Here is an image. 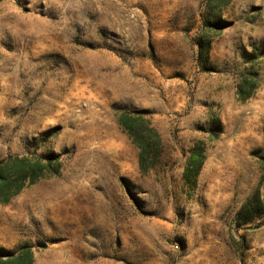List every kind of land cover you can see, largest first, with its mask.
<instances>
[{
  "label": "rangeland",
  "instance_id": "1",
  "mask_svg": "<svg viewBox=\"0 0 264 264\" xmlns=\"http://www.w3.org/2000/svg\"><path fill=\"white\" fill-rule=\"evenodd\" d=\"M124 114L161 136L147 172ZM35 165L0 264H264V0H0V172Z\"/></svg>",
  "mask_w": 264,
  "mask_h": 264
},
{
  "label": "trees",
  "instance_id": "2",
  "mask_svg": "<svg viewBox=\"0 0 264 264\" xmlns=\"http://www.w3.org/2000/svg\"><path fill=\"white\" fill-rule=\"evenodd\" d=\"M230 0H225V2H228ZM210 39H206V41L199 42L200 51H199V60L203 62L209 61V47H210ZM251 91V90H250ZM250 91L246 92L244 89H241L239 94L242 95L241 99L246 100L250 96ZM120 123L123 126L124 130L129 134V136L132 138L133 143L138 147L139 149V166L142 171L147 172L149 171L155 164V160L157 158V152L161 145H162V139L160 134L157 130H155L153 127H150L147 125L143 119V117L140 116H132L129 114H124L122 118L120 119ZM145 132H148V135H145ZM202 166V156L200 153L195 152V154L192 156L190 162H189V168L186 171V178H192L195 177ZM26 168H23V177L22 182L18 183L14 191H11V186L9 182L6 180V176L2 175L0 172V192L5 189L8 193L6 195L0 196V202H6L10 199L12 195H15L21 191V189L24 187V181L26 178L30 177V181L34 183L38 178L41 177V174L39 171L36 170L35 167L37 165L32 166V168H29L25 166ZM39 170L42 172L44 170L43 166L39 167ZM260 192H258L255 196V199L257 198V202L260 203L259 209L264 207V201L258 200V197ZM254 201L251 200V203L248 202L245 204L241 210L240 216L243 214L246 215V218L252 213L254 210ZM250 221V219L244 220V222ZM32 260V255L30 252H25V255L18 258L17 264H29Z\"/></svg>",
  "mask_w": 264,
  "mask_h": 264
}]
</instances>
